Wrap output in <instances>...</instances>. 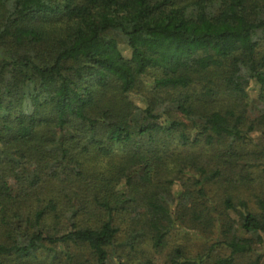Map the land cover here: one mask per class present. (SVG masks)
I'll return each instance as SVG.
<instances>
[{
  "label": "trees",
  "instance_id": "obj_1",
  "mask_svg": "<svg viewBox=\"0 0 264 264\" xmlns=\"http://www.w3.org/2000/svg\"><path fill=\"white\" fill-rule=\"evenodd\" d=\"M181 229L167 264H264V0H0V264Z\"/></svg>",
  "mask_w": 264,
  "mask_h": 264
},
{
  "label": "rangeland",
  "instance_id": "obj_2",
  "mask_svg": "<svg viewBox=\"0 0 264 264\" xmlns=\"http://www.w3.org/2000/svg\"><path fill=\"white\" fill-rule=\"evenodd\" d=\"M257 86L255 84H252L249 88L250 96L253 98V100L250 101V110L249 114L251 116L255 115L260 107L259 100H257L255 97L257 95ZM140 95L136 93H130L129 97L130 99L138 106H142L143 104L140 101L139 98ZM178 187H176L177 189ZM216 240V236L213 234L212 237H204L202 236L197 229H181L173 231L168 235L167 242L164 246L159 248H154L151 245V242L149 241V238H145L144 241H142L134 251H128V248H117V255H121L122 259L129 262H137L140 259L145 258H151L153 259L154 264H167L168 262V255L170 251H172L173 247L177 245H181L188 256H195L198 253H201L204 249H206V245L209 246V244L213 243ZM254 249L256 251L260 250V247L258 245L254 246ZM225 250L222 248V246H215L211 251L210 257H215L217 255L223 254ZM254 254V253H252ZM43 255H39V258L43 260ZM79 258H85L87 261H90L91 256L89 255V252L82 248L79 251ZM83 256V257H82ZM45 258V257H44ZM36 262V261H35ZM7 263L12 264H25V262H19V261H13L11 258L7 259Z\"/></svg>",
  "mask_w": 264,
  "mask_h": 264
}]
</instances>
